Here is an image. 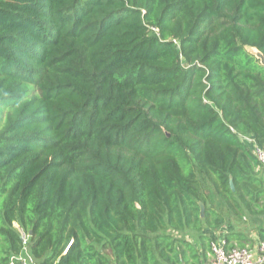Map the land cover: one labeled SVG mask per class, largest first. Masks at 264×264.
<instances>
[{
	"label": "trees",
	"instance_id": "1",
	"mask_svg": "<svg viewBox=\"0 0 264 264\" xmlns=\"http://www.w3.org/2000/svg\"><path fill=\"white\" fill-rule=\"evenodd\" d=\"M250 50L264 0H0V264L207 262L264 213Z\"/></svg>",
	"mask_w": 264,
	"mask_h": 264
},
{
	"label": "built area",
	"instance_id": "2",
	"mask_svg": "<svg viewBox=\"0 0 264 264\" xmlns=\"http://www.w3.org/2000/svg\"><path fill=\"white\" fill-rule=\"evenodd\" d=\"M244 144L258 161L259 167L264 168V148L258 146L252 138H244ZM20 234L21 253L11 258L9 264H35L28 252V235L21 231ZM204 264H264V242L226 250L223 243L211 241L209 259Z\"/></svg>",
	"mask_w": 264,
	"mask_h": 264
},
{
	"label": "crops",
	"instance_id": "3",
	"mask_svg": "<svg viewBox=\"0 0 264 264\" xmlns=\"http://www.w3.org/2000/svg\"><path fill=\"white\" fill-rule=\"evenodd\" d=\"M262 169L264 174V168H258L259 171ZM215 207L221 215L223 223L214 230H205V234L211 238V241L224 245L226 235L233 231L234 237L226 243V248L229 249L239 245H255L259 241V234L263 233L264 235V213L260 215L246 214L242 219H229L220 204H215Z\"/></svg>",
	"mask_w": 264,
	"mask_h": 264
},
{
	"label": "water",
	"instance_id": "4",
	"mask_svg": "<svg viewBox=\"0 0 264 264\" xmlns=\"http://www.w3.org/2000/svg\"><path fill=\"white\" fill-rule=\"evenodd\" d=\"M250 52L260 61L261 65L264 66L263 56L256 50H250ZM229 186H230L231 191H233L234 187H233L231 179H229ZM199 208H200V211H199L200 217H202L203 216V205L201 203L199 204ZM29 235H31V233H29Z\"/></svg>",
	"mask_w": 264,
	"mask_h": 264
}]
</instances>
